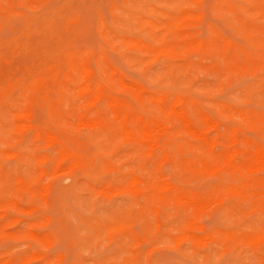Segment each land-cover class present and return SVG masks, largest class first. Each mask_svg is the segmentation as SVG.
Masks as SVG:
<instances>
[{"label":"rangeland","instance_id":"obj_1","mask_svg":"<svg viewBox=\"0 0 264 264\" xmlns=\"http://www.w3.org/2000/svg\"><path fill=\"white\" fill-rule=\"evenodd\" d=\"M263 27L264 0H0V264H264V242L223 247L210 239L217 230L264 235V202L233 201L223 211L217 195L196 209L174 200L148 205L140 198L137 204L129 178L118 183L101 159L90 171L91 181L87 172L68 169L70 162L56 172L57 143L37 139L34 132H16L17 140L3 144L14 124L8 105L20 109L40 81V95L33 99L41 107L33 109V123L59 140L80 145L89 159L108 155L113 145L102 143L103 131L87 123H110L114 131V109L132 117H162L182 127L179 117L168 119L151 99L174 93L196 99L202 112L216 121L218 127L209 128L196 109L189 110L195 128L205 127L220 152L229 140L225 125L231 106L264 116ZM83 62L104 86V100L89 113L81 109L77 93L87 71ZM237 115L233 123L242 122ZM244 133L264 145V125H249ZM126 151V146L112 151L111 165L126 167L125 173L132 168L128 173L146 181L159 176L161 165L163 179L187 191L212 195L213 179L190 166L179 169L173 159L163 157L147 162L144 157H127ZM200 152L219 161L202 145ZM41 170L45 174L39 177ZM233 175L258 189L264 183V171H233ZM193 219L197 220L190 229L186 220ZM98 225L113 230L97 239ZM189 234L201 241L185 240ZM125 249L130 251L117 259Z\"/></svg>","mask_w":264,"mask_h":264},{"label":"bare ground","instance_id":"obj_2","mask_svg":"<svg viewBox=\"0 0 264 264\" xmlns=\"http://www.w3.org/2000/svg\"><path fill=\"white\" fill-rule=\"evenodd\" d=\"M146 20H147V22L150 21V19L149 20L146 19ZM246 21H248V20H246ZM260 30L264 32V27L260 28ZM133 42L134 41H130L129 44H131ZM203 42H204L203 40H202V43L198 42V43H200V44H197V46L199 45L198 51L202 48L201 44H203ZM197 46H195V47L197 48ZM152 47H153V45H152ZM156 54H158V52ZM81 65L84 68L83 71L87 69L86 67L83 66L84 62ZM81 71H82V68H81ZM114 71L115 70H113V71L110 70V73L114 72ZM119 80H120V78H119ZM34 83H33V85H34ZM79 83L81 86L77 89V93L79 94L80 99L82 100L81 109H83L84 112L89 113L95 105L99 104L102 100H104V97H103L104 86H103L102 82L97 77H95L93 75V73L88 69L86 72L84 71V75L82 78H80ZM40 84H41L40 81L35 83V85L31 89V91H29L30 92L29 93L30 94L29 99H27L26 101L24 100L25 102H23L24 104L20 109L15 108L12 104L8 105L11 109L10 110L11 113L13 114L14 124L11 127H9V129L7 130V136L3 140V144L8 145V144H10L9 141L14 142V140H17V137H15L16 132L21 133V135H23L24 131L25 132L27 131L28 133L34 132L36 134L37 139L45 137L47 139V143H48V141H49V144L51 141L57 143V145H58L57 149L58 150L57 149L56 150L58 151V157H56L55 160H53V164H54L56 172L63 169L64 165H67L68 162H70L67 165L68 169L74 170V171H75V169H80V170H83L84 172H87V176L89 178L88 180H91V181L94 180V178L92 177V174L90 173V171H91V169L96 168V166H98L97 165L99 163L98 161L101 159L100 162L104 164L105 170L110 172V173H113V175L116 174V176H117L116 180L118 183L120 182V184H121L129 178L128 180H130V183H129L130 190L135 194L137 204H139L140 198L144 199L148 205H150V204L162 205V204L167 203L170 200H174V201H177L179 203L187 202L192 208L196 209L197 207H200L199 204H201L202 202H205V200L207 198L212 197L214 195H217L220 197L219 204L221 206V210H219V211H223L222 209L225 208V206L229 202L231 203L233 201H240L241 203L244 204L245 202L248 203L249 200H251V199L253 200V202H255L254 199H257V200H259V205L263 204V202H264V183H263L262 188L258 189V188L252 187L249 184H247L242 178L236 177L233 175V171H237V172L239 171L240 173H251V174L261 173L264 171V145L257 143V142H254L252 139L247 138L245 136V133H244V130L249 125L255 126L256 128L261 127V125H264V116L263 115L256 114V113L252 112L253 110H251V109H250L251 112L250 111L244 112L241 110H237L231 106L228 109V111H229L227 113L228 121L225 125L226 135L229 138L228 144L226 146H224L220 152H216L215 147L217 146V141L211 142V139L208 137V135L205 132V127L200 128V130L196 129L195 123L193 122V120L191 119V117L189 115L190 109H196L198 111V113L200 114L201 120H203L205 122L207 127H209V128H217L218 127L216 124V121H214L215 123L212 122L211 121L212 119L202 112V110L199 107V103L197 102L196 99H193L189 96H186L183 93H174V94H171L169 96L165 95V94H157L151 98L153 100V102L156 104V106L168 117V119H171L174 115L179 117L181 119V122H182V127L177 126L175 123H173L171 121L167 122L162 117L142 116V115L132 117V116L128 115L127 113H121L117 109H114L112 115H113V118L115 119V121L117 123V125L115 127L116 129L114 131L112 130V128H114V127L110 123H101L100 121L98 122V120L91 121V122L88 121V123H87L88 126H90L91 128L99 127L103 131L102 143H105L106 141H111L112 145H113L112 147H110L108 149V151H109L108 155H100L94 159H89L88 157L85 156L86 154L84 155V153H87V152L84 151L85 150L84 148H83L84 150H82L80 145L75 144L73 142H70L69 140H68V143L65 142L64 139L59 140L54 135H52V133L50 131L44 130L43 128H41L40 125H35L33 123V118H34L33 117L34 116L33 109L37 105H38V107L39 106L41 107L40 103H38V101H35L33 99V97H35V96L38 97L40 95V90H39ZM134 87H136V85H134ZM138 88H140V87H138ZM140 89H142V92L144 91V89L142 87ZM138 92L140 93L141 91H138ZM106 100H105V102H106ZM108 100H110V99L108 98ZM114 104H116V103L114 102ZM229 105H231V104L229 103ZM178 107H179V109H177ZM98 112L99 113L101 112V108L98 109ZM98 112H97V114H98ZM235 114L236 115L239 114L237 116L241 117L242 122L233 123L234 119H232V118ZM2 126H5V125L3 124ZM28 133H27V135H28ZM240 133H244V135H242V138H240ZM187 134L193 136V138L198 140L199 143H197L196 141L188 140V137H186ZM24 137H25V135H24ZM171 137H175L176 142L173 141L174 143H172V144L169 143V141L171 140ZM240 144H243V147L241 149H236L234 151L232 150L233 147H236ZM101 145L103 146V144H101ZM201 145L204 146L206 149H208L210 152L217 154L219 161H214L210 157L205 155L204 153H201L200 152V146ZM122 146H126L127 148H129V151H126V152H128L127 157H131V158L134 156L144 157L145 160H147V162H149L152 159H155L157 161L159 158L163 157V160L173 159L175 166L179 169H183V168H181L183 166H190L193 170H196L197 174L203 175L206 178L210 177L211 179H213V184L211 187L212 195L211 196H207V195L203 196V195H200V194L192 192V191H187L185 187H181L178 184L174 185L173 183H171V181L166 180L165 177L163 179V176H160L161 171H162L161 165L157 166L159 176L152 178L153 180L148 179V181L140 180L136 176V173H128V171H130L132 168L130 170H128L127 173H125L124 168H126V167H124V168L123 167H119V168L117 167L116 168L115 164H114L115 166H112L113 164L111 165V161H112V159H115V155H113V157H111V153H112V151L115 152V150L120 149ZM7 154H4V155H7ZM87 154H89V153H87ZM129 159L130 158H128V160ZM41 160H42V157H41ZM44 160H46V159H44ZM155 160L153 161L154 165H156ZM116 162H119V161H116ZM133 162H134V160H133ZM46 163L48 164V162H46ZM41 166H44V163ZM142 168H143V166H142ZM44 174H45L44 170L39 171V177L44 176ZM52 175H54V174H52ZM113 178L114 177H112V179ZM179 178H181V177H178V180H179ZM72 179H73V177H72ZM18 181H20V179H18ZM40 181H42V180H40ZM39 182H36V183H39ZM28 183H30V182H28ZM179 183H181V182H179ZM109 184L113 185L114 183L109 182ZM138 184H142V185H144V187L138 188L137 187ZM184 184H185V182L183 183V185ZM56 186H58V184ZM42 187H43V185H42ZM43 188H45V187H43ZM148 189L155 191V193L157 192V194L151 195L149 193ZM47 191L48 190H46V192ZM105 191H106V189H105ZM213 200H215V199H213ZM211 202H214V201H211ZM209 207H211L210 204H209ZM176 209L178 210V208H176ZM206 209H208V207ZM158 212H159V210H158ZM181 215L185 219L183 214H181ZM178 217L180 218L181 216L178 215ZM191 217H194V216L192 215ZM193 220H190V221L186 220L188 223L187 227H189L190 229L193 226H195V223H196L195 220H197V219H193ZM129 221H131V219ZM131 227L132 228H130L129 231L131 229L132 230L134 229L133 225ZM118 228H120V227H118ZM95 230L97 231V239H100L103 232L112 231L113 228H110V229L108 228V230H106L102 226L98 225V226H95ZM152 232H154V231H152ZM159 233L160 232H158V234ZM128 234H130V233H128ZM175 235H177V234H175ZM130 236H131V239H134L136 241L137 235L134 234L133 231H132ZM159 237H161V236H159ZM181 237L178 240H181ZM184 239L189 240L190 242H192L194 244H197L199 241H201L200 238H197L191 234H189ZM210 239H212L211 243L223 245V247H227V246H231V245L235 247L241 243H246V242H248L249 244H255V243L261 244L262 242H264V235L250 236V235L245 234L244 232L240 231L239 229H237V231H235V232H224V233H221V231L217 230V231H214V234L211 236ZM126 240H127V238H126ZM178 240L174 241V239H173V242L178 243ZM203 240H204V238H203ZM123 241L126 242L125 240H122V242ZM144 245H146V244L144 243ZM142 247H143V245H142ZM184 249H185V247L183 248V250ZM137 250H139V249H137ZM254 250L257 251L256 249H253V251ZM129 251L130 250H128V249L120 251L119 255H117L118 257L117 256H115V257H117V259H118L120 257V255L125 254ZM181 251H182V249H181ZM148 253H149V251H148ZM140 257H142V253H141ZM140 257L138 259L141 260ZM205 257L208 258L209 256L206 255ZM133 259H135V258H133ZM138 259H136V260H138ZM125 260L127 262L128 259H125ZM208 260H210V258ZM132 261H134V260H132ZM123 262H124V260H123Z\"/></svg>","mask_w":264,"mask_h":264}]
</instances>
